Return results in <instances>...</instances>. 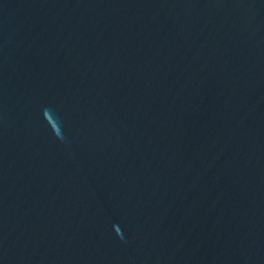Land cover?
<instances>
[{"label":"water","instance_id":"water-1","mask_svg":"<svg viewBox=\"0 0 264 264\" xmlns=\"http://www.w3.org/2000/svg\"><path fill=\"white\" fill-rule=\"evenodd\" d=\"M0 264H264V0H0Z\"/></svg>","mask_w":264,"mask_h":264}]
</instances>
